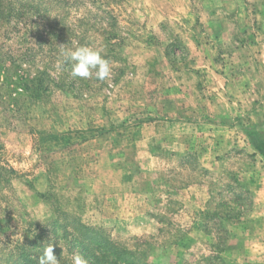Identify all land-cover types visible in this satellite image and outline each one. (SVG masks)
I'll list each match as a JSON object with an SVG mask.
<instances>
[{"label": "rangeland", "instance_id": "374dc122", "mask_svg": "<svg viewBox=\"0 0 264 264\" xmlns=\"http://www.w3.org/2000/svg\"><path fill=\"white\" fill-rule=\"evenodd\" d=\"M24 2L41 17L0 23V264H264V0ZM80 46L107 79L71 77Z\"/></svg>", "mask_w": 264, "mask_h": 264}, {"label": "clouds", "instance_id": "9594fccd", "mask_svg": "<svg viewBox=\"0 0 264 264\" xmlns=\"http://www.w3.org/2000/svg\"><path fill=\"white\" fill-rule=\"evenodd\" d=\"M66 57L72 61L70 75L73 78L79 77L88 79L95 74V78L104 81L111 74V67L99 49L88 46H80L74 50L66 52ZM39 264H60V261L54 255L51 245L44 249L43 255L39 259ZM73 264H88L87 260L76 254L73 257Z\"/></svg>", "mask_w": 264, "mask_h": 264}, {"label": "trees", "instance_id": "16d2710c", "mask_svg": "<svg viewBox=\"0 0 264 264\" xmlns=\"http://www.w3.org/2000/svg\"><path fill=\"white\" fill-rule=\"evenodd\" d=\"M28 4H26L24 2V0H0V23L2 22V24H6L11 26L13 22H19V21H25V22H29L30 20L28 19H33L35 16L37 17H41V14L37 13L35 10H28ZM27 18V19H24ZM49 29H47V32L45 35H43L40 30H37L35 32V41L37 43V46H39L41 49H43L46 45L47 46H51L53 48H57V46H54L52 44H50V39L52 38L53 40H56L54 37L56 36V34L53 32V28H51L50 26H48ZM40 29V28H39ZM48 39V40H46ZM33 43V42H31ZM33 46H35V43H33ZM28 88V86H27ZM12 173L15 172L14 170L11 171ZM237 197V196H236ZM239 199V197H237V200ZM21 243V244H20ZM10 252L11 254L13 251L15 252H19V254H21L22 257H24L25 259L27 258L26 256V252L25 250L27 249V243L24 244L23 242H19L17 243V245H10ZM125 253V252H122ZM122 255H120L121 257ZM117 256V259H114L113 264H121V262L118 261V259L120 258ZM97 261V259H96ZM121 261H123V258L121 257ZM24 264H34L33 260H29V261H25ZM127 264V263H125Z\"/></svg>", "mask_w": 264, "mask_h": 264}, {"label": "crops", "instance_id": "0c3cea01", "mask_svg": "<svg viewBox=\"0 0 264 264\" xmlns=\"http://www.w3.org/2000/svg\"><path fill=\"white\" fill-rule=\"evenodd\" d=\"M210 48H212V47H210ZM210 48H207V50H210ZM205 49V48H204ZM203 55H201L202 57H204V53H202ZM206 58L204 57V60H205ZM200 61V60H199ZM206 61V60H205ZM226 91H225V89H216L215 91H214V96L215 97H218V99L220 98H222L223 99V97H225V99H223L224 100V103H226V107H227V109H228V113H230V114H234V115H236V116H238L239 115V113H240V111H239V108L241 107V103H242V100L241 99H239L238 98V96L237 95H234L233 97L231 96H226ZM242 108V107H241ZM212 109H213V111H215V112H217V109H218V104L217 105H214V106H212ZM212 111V110H211ZM242 113H245V111L243 110L242 111Z\"/></svg>", "mask_w": 264, "mask_h": 264}]
</instances>
